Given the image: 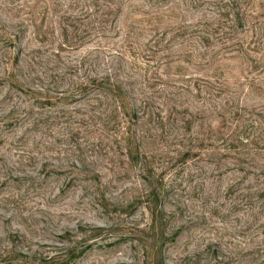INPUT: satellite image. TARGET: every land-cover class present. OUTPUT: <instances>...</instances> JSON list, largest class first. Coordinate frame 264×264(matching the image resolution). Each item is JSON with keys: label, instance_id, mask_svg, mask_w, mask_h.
<instances>
[{"label": "rangeland", "instance_id": "374dc122", "mask_svg": "<svg viewBox=\"0 0 264 264\" xmlns=\"http://www.w3.org/2000/svg\"><path fill=\"white\" fill-rule=\"evenodd\" d=\"M0 264H264V0H0Z\"/></svg>", "mask_w": 264, "mask_h": 264}, {"label": "trees", "instance_id": "16d2710c", "mask_svg": "<svg viewBox=\"0 0 264 264\" xmlns=\"http://www.w3.org/2000/svg\"><path fill=\"white\" fill-rule=\"evenodd\" d=\"M158 14L157 13H155V12H152V13H146V14H144L143 16H142V18L143 19H145V18H149L148 19V25H150L151 26V24H154V23H156V21H157V19H158ZM143 19H142V21H143ZM101 86H102V84H101ZM99 87V86H98ZM107 90H110V91H113V92H116V91H121V89H120V87L118 86V88H117V85L115 84H111V87H109V88H107Z\"/></svg>", "mask_w": 264, "mask_h": 264}]
</instances>
